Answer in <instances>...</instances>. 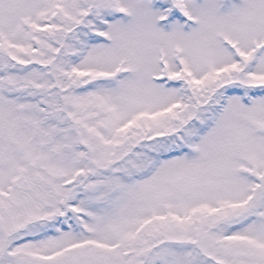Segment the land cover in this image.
I'll list each match as a JSON object with an SVG mask.
<instances>
[{
	"label": "snow or ice",
	"instance_id": "obj_1",
	"mask_svg": "<svg viewBox=\"0 0 264 264\" xmlns=\"http://www.w3.org/2000/svg\"><path fill=\"white\" fill-rule=\"evenodd\" d=\"M0 264H264V0H0Z\"/></svg>",
	"mask_w": 264,
	"mask_h": 264
}]
</instances>
